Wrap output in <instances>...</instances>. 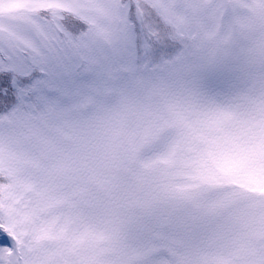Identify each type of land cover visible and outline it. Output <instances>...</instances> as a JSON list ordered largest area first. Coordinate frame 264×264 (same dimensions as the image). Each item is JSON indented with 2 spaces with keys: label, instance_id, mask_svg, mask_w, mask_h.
Listing matches in <instances>:
<instances>
[{
  "label": "snow or ice",
  "instance_id": "obj_1",
  "mask_svg": "<svg viewBox=\"0 0 264 264\" xmlns=\"http://www.w3.org/2000/svg\"><path fill=\"white\" fill-rule=\"evenodd\" d=\"M0 264H264V0H0Z\"/></svg>",
  "mask_w": 264,
  "mask_h": 264
}]
</instances>
